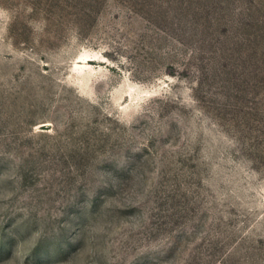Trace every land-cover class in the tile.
Returning <instances> with one entry per match:
<instances>
[{
    "label": "rangeland",
    "instance_id": "rangeland-1",
    "mask_svg": "<svg viewBox=\"0 0 264 264\" xmlns=\"http://www.w3.org/2000/svg\"><path fill=\"white\" fill-rule=\"evenodd\" d=\"M0 264H264V0H0Z\"/></svg>",
    "mask_w": 264,
    "mask_h": 264
}]
</instances>
